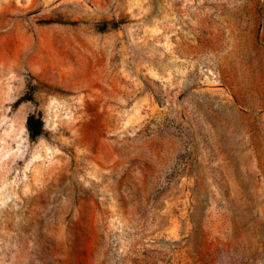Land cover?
<instances>
[{"label": "rangeland", "instance_id": "1", "mask_svg": "<svg viewBox=\"0 0 264 264\" xmlns=\"http://www.w3.org/2000/svg\"><path fill=\"white\" fill-rule=\"evenodd\" d=\"M0 264H264V0H0Z\"/></svg>", "mask_w": 264, "mask_h": 264}, {"label": "trees", "instance_id": "2", "mask_svg": "<svg viewBox=\"0 0 264 264\" xmlns=\"http://www.w3.org/2000/svg\"><path fill=\"white\" fill-rule=\"evenodd\" d=\"M26 128L32 138H36L42 133V121L34 116H28L26 119Z\"/></svg>", "mask_w": 264, "mask_h": 264}]
</instances>
